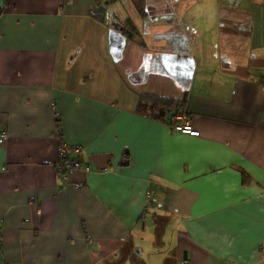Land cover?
<instances>
[{"label":"crops","instance_id":"crops-1","mask_svg":"<svg viewBox=\"0 0 264 264\" xmlns=\"http://www.w3.org/2000/svg\"><path fill=\"white\" fill-rule=\"evenodd\" d=\"M205 1L0 0V264H264V0Z\"/></svg>","mask_w":264,"mask_h":264},{"label":"built area","instance_id":"built-area-1","mask_svg":"<svg viewBox=\"0 0 264 264\" xmlns=\"http://www.w3.org/2000/svg\"><path fill=\"white\" fill-rule=\"evenodd\" d=\"M73 0H65V3L70 4ZM172 126L174 129L189 133L191 135H198L199 131L193 129L189 119L183 114H174L172 116ZM83 148L77 144H69L65 140H61L59 145L58 160L56 163V171L60 177V180L64 187L74 186L79 188L82 186L81 182L70 181L71 175L78 169L84 168L85 170L89 169L88 165H84L82 160ZM3 216L0 214V261L4 256V226H3ZM185 264H189V260L184 261Z\"/></svg>","mask_w":264,"mask_h":264},{"label":"trees","instance_id":"trees-1","mask_svg":"<svg viewBox=\"0 0 264 264\" xmlns=\"http://www.w3.org/2000/svg\"><path fill=\"white\" fill-rule=\"evenodd\" d=\"M153 109L158 110V117L164 119L166 114H168L171 111H180V109L183 107V103L181 101H173V100H165V99H152L151 100ZM140 106L146 107L149 106L148 103H143L141 101ZM143 109V108H142ZM58 123V121H57Z\"/></svg>","mask_w":264,"mask_h":264},{"label":"rangeland","instance_id":"rangeland-1","mask_svg":"<svg viewBox=\"0 0 264 264\" xmlns=\"http://www.w3.org/2000/svg\"><path fill=\"white\" fill-rule=\"evenodd\" d=\"M205 4H206L207 7H212V8H215L217 6L215 0H206ZM134 21H136V18L134 19ZM141 36L145 37V35L142 32H141Z\"/></svg>","mask_w":264,"mask_h":264}]
</instances>
